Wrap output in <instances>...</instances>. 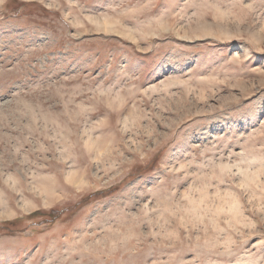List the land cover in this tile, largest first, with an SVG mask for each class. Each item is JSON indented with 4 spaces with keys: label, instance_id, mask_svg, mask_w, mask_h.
I'll use <instances>...</instances> for the list:
<instances>
[{
    "label": "rangeland",
    "instance_id": "1",
    "mask_svg": "<svg viewBox=\"0 0 264 264\" xmlns=\"http://www.w3.org/2000/svg\"><path fill=\"white\" fill-rule=\"evenodd\" d=\"M0 264H264V0H0Z\"/></svg>",
    "mask_w": 264,
    "mask_h": 264
},
{
    "label": "trees",
    "instance_id": "2",
    "mask_svg": "<svg viewBox=\"0 0 264 264\" xmlns=\"http://www.w3.org/2000/svg\"><path fill=\"white\" fill-rule=\"evenodd\" d=\"M51 215H52V216H54V214H53V213H52Z\"/></svg>",
    "mask_w": 264,
    "mask_h": 264
},
{
    "label": "bare ground",
    "instance_id": "3",
    "mask_svg": "<svg viewBox=\"0 0 264 264\" xmlns=\"http://www.w3.org/2000/svg\"><path fill=\"white\" fill-rule=\"evenodd\" d=\"M80 182V181H79Z\"/></svg>",
    "mask_w": 264,
    "mask_h": 264
}]
</instances>
